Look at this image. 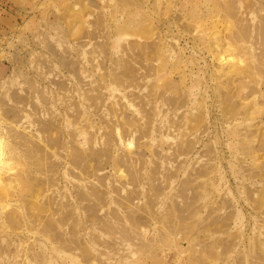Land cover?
<instances>
[{
    "label": "rangeland",
    "instance_id": "rangeland-1",
    "mask_svg": "<svg viewBox=\"0 0 264 264\" xmlns=\"http://www.w3.org/2000/svg\"><path fill=\"white\" fill-rule=\"evenodd\" d=\"M0 146V264H264V0H0Z\"/></svg>",
    "mask_w": 264,
    "mask_h": 264
},
{
    "label": "bare ground",
    "instance_id": "bare-ground-1",
    "mask_svg": "<svg viewBox=\"0 0 264 264\" xmlns=\"http://www.w3.org/2000/svg\"><path fill=\"white\" fill-rule=\"evenodd\" d=\"M0 147H2V146H0ZM3 148V147H2ZM10 148V147H9ZM2 150V149H1ZM6 150V149H5ZM10 150V149H9ZM4 151V150H3ZM9 153H10V151H9ZM12 153V152H11ZM0 156H2V154L0 155ZM8 157H11V155L10 156H8ZM12 158V157H11ZM8 159H10V158H8ZM6 161V160H5ZM9 161V160H8ZM2 162V165H3V161H1ZM0 162V163H1ZM10 163H12V161H9ZM13 164V163H12ZM8 164H6L5 166H7ZM1 168V167H0ZM3 168V167H2ZM1 168V169H2ZM5 168V167H4ZM0 172H1V170H0ZM5 174V173H4ZM1 176H2V174H0ZM9 177V176H8ZM3 181V180H2ZM14 184V183H13ZM0 185H1V178H0ZM7 188H9V187H7ZM3 189H5V188H3ZM2 190V189H1ZM1 199V198H0ZM4 199H6V198H4Z\"/></svg>",
    "mask_w": 264,
    "mask_h": 264
}]
</instances>
